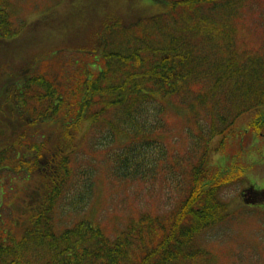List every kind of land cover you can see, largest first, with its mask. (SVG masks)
I'll return each mask as SVG.
<instances>
[{"label": "trees", "instance_id": "1", "mask_svg": "<svg viewBox=\"0 0 264 264\" xmlns=\"http://www.w3.org/2000/svg\"><path fill=\"white\" fill-rule=\"evenodd\" d=\"M160 1V11L131 22L99 3L96 23L83 19L73 30L87 34L74 45L87 58L73 52L61 63L60 49L50 48L44 68L52 62L53 71L14 82L28 126L0 145V171L22 164L21 183L33 184L15 195L19 212L4 189L18 192V184L0 180V264H173L201 255L196 233L222 219L210 185L220 174L207 154L247 132L235 125L243 114L264 126V49L237 44L235 19L253 0ZM16 26L10 0H0V41L16 38ZM169 113L186 117L188 141L170 158ZM85 149L101 153L118 180L188 173L184 196L165 216L141 214L114 238L90 220L60 228L57 209L75 191Z\"/></svg>", "mask_w": 264, "mask_h": 264}, {"label": "rangeland", "instance_id": "2", "mask_svg": "<svg viewBox=\"0 0 264 264\" xmlns=\"http://www.w3.org/2000/svg\"><path fill=\"white\" fill-rule=\"evenodd\" d=\"M99 3L107 14L125 22L154 14L163 7L160 0H10L11 19L19 27V35L0 41V145L13 139L19 127L28 126V120L16 111L13 102L14 82H21L28 72L53 71L52 62L44 68L52 58L50 48L60 49L61 63L76 53L74 45L79 46L87 34L81 32L82 28L73 30L83 26V19L84 26L96 23L101 12ZM235 31L238 46L264 49V0H253L239 11ZM76 54L80 59L87 58ZM252 117L251 111L236 120V127H248L242 137L230 136L219 151L209 150L208 163L220 174L210 185L215 187L222 219L196 233L201 255L173 264H264V126L257 127ZM167 118L163 139L170 158L184 152L188 141L186 117L169 113ZM29 130L31 133L34 128ZM21 166L0 171L1 182L12 179L18 184V192L9 190L10 186L4 189L5 197L12 196L15 211L19 212L15 195H24L23 186L33 184L32 180L21 183L19 177L26 171ZM75 166L77 173L71 181L75 182V191L68 192L57 209L58 227L90 220L111 238L141 214L165 216L171 212L184 196L189 176L187 173L179 178L165 172L159 173L156 180H118L109 174L110 164L103 155L88 149L78 153ZM215 167L226 169L221 174V169Z\"/></svg>", "mask_w": 264, "mask_h": 264}]
</instances>
